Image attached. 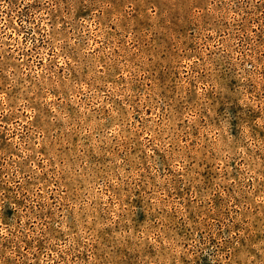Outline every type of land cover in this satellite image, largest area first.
<instances>
[{"label": "rangeland", "instance_id": "374dc122", "mask_svg": "<svg viewBox=\"0 0 264 264\" xmlns=\"http://www.w3.org/2000/svg\"><path fill=\"white\" fill-rule=\"evenodd\" d=\"M0 264H264V0H0Z\"/></svg>", "mask_w": 264, "mask_h": 264}]
</instances>
